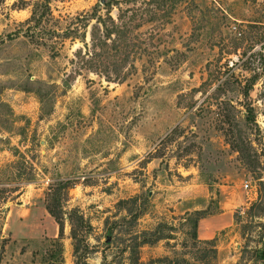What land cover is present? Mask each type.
<instances>
[{
  "label": "rangeland",
  "instance_id": "obj_1",
  "mask_svg": "<svg viewBox=\"0 0 264 264\" xmlns=\"http://www.w3.org/2000/svg\"><path fill=\"white\" fill-rule=\"evenodd\" d=\"M40 1L52 17L34 36L26 27L32 0H0V264H74L78 215L77 264H162L164 255L179 264H264L248 249L264 220L250 226L244 214L264 183V158L243 163L214 114L196 108L205 94L188 93L219 48L218 63L236 59L235 30L264 21V0ZM106 7L113 18L134 16L115 81L74 72L73 52L84 42L55 34L85 13L72 25L87 20L76 30L88 44ZM46 205L62 222L60 245L51 241L58 225ZM221 209L230 210V224L204 241L195 219Z\"/></svg>",
  "mask_w": 264,
  "mask_h": 264
},
{
  "label": "trees",
  "instance_id": "obj_2",
  "mask_svg": "<svg viewBox=\"0 0 264 264\" xmlns=\"http://www.w3.org/2000/svg\"><path fill=\"white\" fill-rule=\"evenodd\" d=\"M45 1L47 2V0ZM111 1H106L105 5L108 6L111 4ZM46 2L45 4L47 5ZM32 6L30 15L26 21V27L30 29L31 35L34 31L41 29L39 26H42L48 21L50 22V17H52L51 13L47 11L48 7L47 10L43 8L44 2L32 0ZM109 9V7H106L104 18L98 16L102 26L101 29L99 26H90L88 31V44L84 41L85 30H81V32H77L76 30L80 27L84 28L87 20L79 27H73L72 25V23H75L72 19L82 20L84 16L86 17L85 13L82 16L68 18L69 20L63 26L64 29L59 32H55V28H49L56 35H59L61 40L66 37L72 38L78 36L84 42V49H86L83 52L81 48H77L73 52L77 60L75 62L78 64L74 72L78 73L79 69L84 68L90 71L100 72L108 81H115L123 78V74H120V69L124 65L126 55L122 52L121 47H123L125 35H128L127 32L132 19L131 17L134 16L131 14L129 18L123 19L125 15L121 12L113 18L108 14ZM148 11H150L151 15L156 14L155 8H150ZM106 19L108 20V24L106 23ZM239 23L240 26L235 30L231 44L233 50H230L236 54V59L230 62L218 63L222 57V49L219 48L218 52L220 53L213 60H207L205 62V76L202 77L197 86H192L188 93L199 92L205 94L196 108L201 109L202 105H204L207 112L214 114L212 116L215 120L214 127L220 131L224 141L233 151L238 153V156L244 161L243 163L247 166L256 167L261 162L260 157L264 158L260 126L256 120L258 112L256 103L261 104L262 108L260 110L264 111V47L258 46L257 49L253 47L258 40L264 39V21L253 18ZM44 28L46 27L44 26ZM33 35L38 36V33L34 32ZM252 38L254 39L253 41L250 40ZM111 71L114 73L113 76L110 75ZM68 75L66 74V77L70 76ZM252 91L254 92L253 96L251 95ZM230 92L235 94H229ZM180 95L181 93L178 94V96ZM256 184V196L248 202L249 204L244 210L245 216L249 217V221L253 223L254 219H256L255 217H262L264 220V183L258 180ZM46 208L55 218L58 225V234L51 241L60 245L62 222L50 205H46ZM240 210L239 208L238 212ZM195 211L199 212L198 210ZM78 217L80 220L76 223V228L74 226L70 228V237L74 241L73 255L76 258L74 264H77V258L80 256L77 249L79 247L80 237L76 234V230L81 226L82 222L80 221H82V216L78 215ZM198 218L199 216L195 219V222ZM255 223V225L250 226H259L258 221ZM262 224L264 225V223ZM151 233H157V227ZM159 237V234H155L153 239H158ZM255 237L257 244L250 246L248 249L254 253L255 259H263V226L262 230H256ZM210 240L212 238L205 239L204 241ZM146 241H152V239L143 240L142 242ZM83 256L85 257L86 255ZM158 259L161 260L162 264H179L176 256L170 257L164 255Z\"/></svg>",
  "mask_w": 264,
  "mask_h": 264
},
{
  "label": "crops",
  "instance_id": "obj_3",
  "mask_svg": "<svg viewBox=\"0 0 264 264\" xmlns=\"http://www.w3.org/2000/svg\"><path fill=\"white\" fill-rule=\"evenodd\" d=\"M223 208V206H222ZM231 222V212L229 209H221L216 213L201 216L196 221V232L200 238L213 237L216 231Z\"/></svg>",
  "mask_w": 264,
  "mask_h": 264
},
{
  "label": "built area",
  "instance_id": "obj_4",
  "mask_svg": "<svg viewBox=\"0 0 264 264\" xmlns=\"http://www.w3.org/2000/svg\"><path fill=\"white\" fill-rule=\"evenodd\" d=\"M247 185H248L247 182H244V183H243V186H244V187H247Z\"/></svg>",
  "mask_w": 264,
  "mask_h": 264
}]
</instances>
